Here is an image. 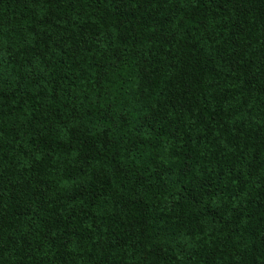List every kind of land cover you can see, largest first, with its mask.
<instances>
[{
  "label": "trees",
  "instance_id": "1",
  "mask_svg": "<svg viewBox=\"0 0 264 264\" xmlns=\"http://www.w3.org/2000/svg\"><path fill=\"white\" fill-rule=\"evenodd\" d=\"M0 264H264V0H0Z\"/></svg>",
  "mask_w": 264,
  "mask_h": 264
}]
</instances>
